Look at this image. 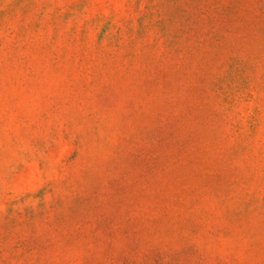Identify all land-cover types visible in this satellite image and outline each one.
<instances>
[{"label":"rangeland","instance_id":"rangeland-1","mask_svg":"<svg viewBox=\"0 0 264 264\" xmlns=\"http://www.w3.org/2000/svg\"><path fill=\"white\" fill-rule=\"evenodd\" d=\"M0 264H264V0H0Z\"/></svg>","mask_w":264,"mask_h":264}]
</instances>
